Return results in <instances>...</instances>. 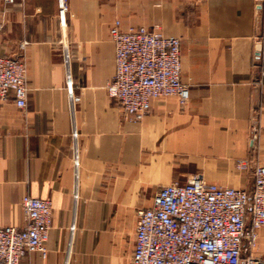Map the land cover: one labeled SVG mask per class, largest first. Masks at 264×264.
I'll list each match as a JSON object with an SVG mask.
<instances>
[{
  "label": "crops",
  "instance_id": "crops-1",
  "mask_svg": "<svg viewBox=\"0 0 264 264\" xmlns=\"http://www.w3.org/2000/svg\"><path fill=\"white\" fill-rule=\"evenodd\" d=\"M0 20V55L24 61L27 84L24 107L0 99V226L22 225L24 195L52 205L45 257L19 264H129L159 186L251 188L234 162L264 165V0H1ZM116 20L180 40L185 104L160 96L123 119L106 91Z\"/></svg>",
  "mask_w": 264,
  "mask_h": 264
},
{
  "label": "built area",
  "instance_id": "built-area-1",
  "mask_svg": "<svg viewBox=\"0 0 264 264\" xmlns=\"http://www.w3.org/2000/svg\"><path fill=\"white\" fill-rule=\"evenodd\" d=\"M109 32L115 70L106 91L118 102L123 119L142 120L150 111L151 100L160 96L175 95L180 104L187 102L189 89L180 81L177 37L164 35L156 27L124 29L119 20ZM9 91L18 107L26 105L25 63L0 55V99ZM234 166L247 170L249 161L236 158ZM251 171L250 190L197 174L185 182L159 186L151 204L137 211L129 264H264V254L258 250V231L264 228V165H253ZM21 207L20 227L0 226V264H19L29 252L46 255L50 199L24 195Z\"/></svg>",
  "mask_w": 264,
  "mask_h": 264
},
{
  "label": "rangeland",
  "instance_id": "rangeland-1",
  "mask_svg": "<svg viewBox=\"0 0 264 264\" xmlns=\"http://www.w3.org/2000/svg\"><path fill=\"white\" fill-rule=\"evenodd\" d=\"M252 167L253 166H250L248 167L247 170H242V171H239L236 169V167L234 166V169L236 172H240L241 174H243V178L245 179V181H247V183L250 185L251 184V179H252ZM244 171V172H243ZM219 184V183H218ZM223 185V184H222Z\"/></svg>",
  "mask_w": 264,
  "mask_h": 264
},
{
  "label": "trees",
  "instance_id": "trees-1",
  "mask_svg": "<svg viewBox=\"0 0 264 264\" xmlns=\"http://www.w3.org/2000/svg\"><path fill=\"white\" fill-rule=\"evenodd\" d=\"M250 190V189H249Z\"/></svg>",
  "mask_w": 264,
  "mask_h": 264
}]
</instances>
